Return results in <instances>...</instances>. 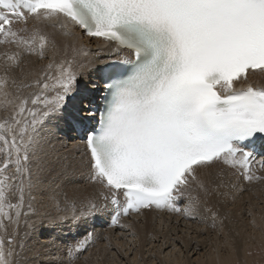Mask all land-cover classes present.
<instances>
[{
    "label": "snow or ice",
    "instance_id": "snow-or-ice-1",
    "mask_svg": "<svg viewBox=\"0 0 264 264\" xmlns=\"http://www.w3.org/2000/svg\"><path fill=\"white\" fill-rule=\"evenodd\" d=\"M45 27L72 38L58 62L61 49ZM75 28L102 38L116 59L97 57L96 67L79 60L87 52L77 47ZM0 45L16 49L0 54V104L5 111L11 106L0 119V229L35 215L33 193L40 194L51 211L28 227L62 233L47 242L62 253L59 264H77L100 238L89 230L96 224L126 229L123 219L145 210L211 219L215 227L211 198L244 190L231 177L264 182L258 174L264 172V85L250 79L264 76V0H0ZM48 51L49 63L28 74L30 83L12 80V95L8 71L22 56L44 59ZM85 69L104 93L100 108H76L77 116L86 115L72 120L86 172L52 144ZM23 89L35 90L25 95ZM81 178L97 185V194L69 198L62 186ZM13 244L12 236L7 247L0 238V264H18Z\"/></svg>",
    "mask_w": 264,
    "mask_h": 264
},
{
    "label": "bare ground",
    "instance_id": "bare-ground-1",
    "mask_svg": "<svg viewBox=\"0 0 264 264\" xmlns=\"http://www.w3.org/2000/svg\"><path fill=\"white\" fill-rule=\"evenodd\" d=\"M15 27L20 28V27H22V25L17 24V25H15ZM28 27L29 28L32 27L31 22H29ZM44 31L47 32L48 35L55 41L57 47H59L61 49V54L57 55L55 58L56 61L58 62L63 57V44H64L65 40H68V42H71L72 38H65L64 36H62L59 28L45 27ZM74 37L76 38L77 47H82L87 52V55H84L83 53H81L78 56V59L83 61L85 64L92 62L93 67H96V66H99V64L97 62V57H99V60H102V61H107L110 57H112V56H109L108 51L105 48V44H104V41L102 40V38H89L79 28L74 29ZM99 49H105V50L98 52ZM51 55H52L51 51L46 52L44 59H40L38 56H35V55H31L30 57L27 58V55H26V58L25 59L23 58L25 60V62H22L24 64L21 68L17 67L18 69H16V70L10 69L8 71L7 75L9 77V81H8L7 90L12 95H15L17 90H16V87L12 84V80L15 79L17 84H19L21 82L30 83L32 80V76L28 75V74L29 73L39 74L44 69V67L49 63V59L51 58ZM2 65L0 66V77L5 75L4 68H2L3 67ZM250 79L253 82L258 81L260 84L264 85V76H262V75L252 76V77H250ZM78 81H79V83H78L77 91L66 102V106L68 105V110H71L72 108H74V110H75L78 107V100L81 97L82 93L84 94V90H86V89L88 90L87 91L88 93H85L84 95H86V96L92 95V92L89 90L93 89L92 88L93 85L95 86L98 84L99 78L97 77V75L94 72H91L90 70L85 69L84 74L78 78ZM90 82H93L92 87L90 85ZM34 90L35 89H23L22 94L26 95L29 92L34 91ZM10 98H11V96L9 97V99ZM3 99H4L3 96L0 95V102H2ZM65 108H67V107H65ZM10 112H11V106H9L8 110L5 111L2 104H0V119H3ZM80 114L82 115V111L80 112ZM63 115L65 117H68V114H66V113ZM63 115L58 117V121L56 122V127L53 128L54 138L52 140V144L59 153H61L62 155L68 156V161H67L68 163H70V164L75 163L78 166H80L84 172H86L87 171V167H86L87 154H86V151L84 150L83 146L79 145L78 140H75L73 133L68 132L66 134L68 137V139H67L68 141L66 139L60 138V136H59V133L66 132L65 129H67L69 127L68 124L71 125L70 120H69V122H66L67 120L65 119V117ZM73 119H79V118H73ZM72 120H71V122H72ZM50 127H51V125H50ZM62 137H63V135H62ZM220 167H222V166H220ZM228 171H230V170H225L226 178H227V172ZM214 172H215V170H214ZM258 174L264 175V172H258ZM234 178L237 182H239V183L235 182L237 185V188L242 187L243 189H246L247 191L249 190L250 192H252V194H255V195H264V182H260V183H262L261 185L254 186V183L248 184L245 181H243L242 179H237L236 177H234ZM234 178L231 177L230 182L235 181ZM61 190L63 192H67L69 198H76L77 200H82L86 197H91V196L96 195L98 192V186L93 185V184L89 183L86 179L81 178L76 185L62 186ZM221 191L223 192L225 190L221 189ZM228 192H229L228 197L213 196L211 198V200L209 201V203L213 207V210L217 212V221L216 222L218 223V226L221 228L219 230L222 231L223 235H224L223 248L225 251H224L223 255L226 256V258H228L229 260H232V259L236 258L237 252H240L242 249L246 250L247 249L246 246H248V245H250V246L254 245V243L253 244L249 243L250 240L258 241L259 244H260V241L263 242V240H264V234H263L264 218H262V217L254 218L255 220H254L253 224L255 226L258 225V227L255 228V233H253L252 235H249L251 233H249V234L244 233V231L241 229V227L237 224V221H238V215H237L238 205H237V202H238L239 191H236L233 189H228ZM33 195L36 196V200L32 201V206L35 209L36 214L35 215H29L27 217L22 216L21 217V223L19 224V226L9 224L7 221H5V224L7 225L6 232L3 229H0V238L7 240V238L9 236L13 237V240H14L13 247L15 248V250L17 252L20 253V255L18 257H14V262L18 261V264H20L21 261H23V264H24L27 260H29V258H30V253H29L30 250L28 249L29 246H32L33 247L32 249H35L34 253L37 254V252H38V256H36V259H35V260L38 259V261H34V263L30 262L32 264L48 262V260H44V257L48 258V253H51V249L48 248V245L43 244L41 246V244H42L41 239L42 238H40L39 242H35L38 238H34V239H31L28 241H23V239L25 240V237H26L25 234L26 233H27V235L32 234L34 232H36L35 235H40L42 232H43V234H46L44 232L45 227L37 226L35 228V230L28 227L29 224H33V223L36 225H39V221L42 218L41 214L48 212V211H51L50 207L48 206V201L46 199L42 198L41 195L37 194V193H33ZM62 198L63 197H61V199ZM10 200L12 203H16L18 200V196H10ZM28 203H29V199L26 195L25 206L23 209L24 211L28 210V207H27ZM184 203H186L185 199H184ZM184 203L182 204L181 207H183ZM144 212H146V213H161L163 215H177L175 213H169V212H157V211H147V210H145ZM200 212H201L202 216H209L210 215V214L204 213L202 208L200 209ZM257 212L256 213L258 215H260L259 209L257 210ZM52 214L55 215L54 212H52ZM136 215H138V214H133L131 216H136ZM146 216H148V215H146ZM126 218H128V217H125L124 219H126ZM155 219H158L159 223L160 222H169V220L162 219V218H155ZM141 220H142L141 222H144V225H146L147 223L151 222L154 219H152V217L151 218L141 217ZM185 220L189 221L190 223H195V226L198 222H201L200 220H192V219H185ZM206 220L211 221V219H206ZM135 221L136 220H133V221L126 223V224L130 225L128 228H126V230H129V232H130V230H136V229L142 227V224L137 223ZM176 221L177 220H175V222ZM182 221H184V220L182 219ZM171 222H173V221H171ZM175 222H173L174 227L170 228L173 232L176 230L174 228H176L175 225L177 222L176 223ZM46 223H47V221L45 219V224ZM202 223H200V224H202ZM185 224H187V223H185ZM101 226L102 227L100 229H98V227H94L93 229L92 228L91 229H92V231L98 232L100 235L99 240L103 241L104 239H103V236H101V235L105 231L115 230V228H108L106 223L101 225ZM49 230L55 237H61V232H56V231L51 230V229H49ZM14 232H15V235H13ZM69 234L72 235V233H69ZM81 234H82V232H81ZM105 234H107V236H108L109 232H107ZM160 238L162 240H164V239L171 240L172 239L167 235H166V237L161 236ZM177 239L182 244L184 250L187 253L185 260H183L184 262H181L182 260H180L177 257H174L173 260H172V258H170V259H168V261H166L163 259V256L161 258L160 254L159 255L156 254L157 258L154 257L155 258L154 261L157 259V261H159L160 264H184L185 261L186 262L188 261V258H189L188 256L190 255V252H192L194 254L196 253L197 247H194V250L192 247H190L192 238H188L187 236H179V238H177ZM118 242H121V241H118ZM136 242H137L136 247L138 248V252H139V250L145 246V243L143 244L139 240H137ZM173 243H174V240L172 239V244ZM21 244L25 245L23 250L20 248ZM93 245H95V243ZM110 245H113V243L110 242ZM162 246L165 247L166 243L158 246V249L160 248V250H161ZM38 247H40V250L38 249ZM218 248H219V245H216V244L213 247L210 246L209 249L205 248L206 250L204 249L205 251L202 254V260L201 261L205 264H212L213 261H215L214 262L215 264H221V258L223 256L219 253ZM151 250H152V248H151ZM59 256H60V258L63 257V255H62V253H60V251H59ZM32 257H33V255H32ZM135 258H137V261L135 264H139L142 260L144 261V259L139 257V255L137 253H135ZM146 261L148 262L147 264H149V261H150V263H152L153 260L148 259ZM91 262H93V261H91ZM194 263H195V261H194ZM77 264H79V263H77ZM132 264H134V263H132Z\"/></svg>",
    "mask_w": 264,
    "mask_h": 264
},
{
    "label": "rangeland",
    "instance_id": "rangeland-1",
    "mask_svg": "<svg viewBox=\"0 0 264 264\" xmlns=\"http://www.w3.org/2000/svg\"><path fill=\"white\" fill-rule=\"evenodd\" d=\"M6 50L15 51L16 49L14 46L0 45V54H2ZM30 56L31 55H27V58ZM23 58L25 59L26 55L22 56L21 58L20 66H19L20 68L24 64L22 62H25ZM2 64L4 65V60H3V57L0 56V66ZM14 68H12V70L18 69L17 67H14ZM90 85L92 87L93 82H90ZM87 91H88L87 89L84 90V94L88 93ZM84 94L82 93L81 97ZM81 100H83V97L81 98ZM79 104L81 103H78L77 108L81 107ZM66 107L67 108H65L63 112V114L65 113L68 114V117H65L63 115L65 119L67 120L66 122H69L70 120V123H71V120L73 118H79V116L81 115L80 113H79V116H77V114L75 116L76 111L74 110V108H72L71 110H68V105ZM68 125L69 127L65 129L66 132H62L63 134L59 133L60 138L66 139V140L68 139L66 134L71 129V125L70 124ZM235 182L237 181L235 180ZM261 184L262 183L257 182V183H254V186H258ZM182 200L184 203V199ZM237 205H238L237 224L241 227L244 233L246 234L251 233L249 235H252L253 233H255V228L258 227V225L255 226L253 224L255 220L254 218L256 217L264 218V195H255V194H252V192H250L249 190L247 191L246 189H244L242 192L239 191ZM258 209L260 211L259 212L260 215L257 214ZM141 217H146V218L152 217V219L154 220L144 225V222H141L142 221ZM155 218L166 219V220H169V222L159 223V220ZM182 219L184 221H182ZM133 220H136L135 222L142 224V227L136 230H130V232L129 230L120 229L119 227L115 228V230L105 231L101 236L104 237L105 235H107L105 233L109 232L108 241H105V240L100 241L98 239L95 242V245H92L86 252L83 253V255L81 256L80 260L77 263L79 264H89V263L90 264H132L134 263L135 264L137 261V258H135V253H137L139 257L144 259V261L142 260L139 264H142V263L147 264L148 262L146 260L148 259L153 260L152 263H150L149 261V264H160V262L157 261V259L154 261L155 259L154 257L157 258V255L159 254L161 258L163 256V259L166 261H168V259L170 258H172L173 260L174 257H177L180 260H182L181 262H184L183 260H185L187 253L177 238H179V236H187L188 238H192L190 247H192L193 250H194V247H197V248H196L195 254L190 252V255L188 256L190 259L188 258V261L187 262L185 261L184 264H205L201 261L202 254L206 249H209L210 246L213 247L215 244L219 245L218 251L223 256V257L221 256L222 257L221 264H264V246H263L264 240L263 242L260 241V244L258 243V241L250 240L249 243H252V244L254 243V245H251V246L248 245L246 246L247 247L246 250L242 249L240 252H237L235 259L229 260L228 258H226V256L223 255L225 251L223 248L224 235H223V232L219 230L221 228L218 226L217 222L215 224V227L210 226L212 224V221L210 220H205L203 223L198 222L195 226V223H190L189 221L185 220V218L182 215H179V214L163 215L161 213H146V212H143V214H138L136 216H130L126 219H123V222L128 223ZM175 220H177L176 221L177 223L175 222ZM171 221L176 223L175 225L176 228H174L176 230L174 232L170 229L174 227V223ZM94 227H98V229H100L102 226L101 225L98 226V224H96ZM92 229H89V230H92ZM54 231L60 232L59 230H54ZM65 231L67 232V226L65 227ZM44 232L46 234H43V232L40 235H35L36 232L32 233L33 235L29 234L25 237V240L23 239V241H28L34 238H38L35 242H39L40 238H42L41 246L43 244L48 245L47 242L55 236L50 232V230L47 227L44 228ZM263 234H264V231H263ZM166 235L174 240L173 244H172V239L162 240L160 238L161 236L166 237ZM61 236H62V233H61ZM137 240L141 241L143 244L145 243V246L141 248L139 252H138V248L136 247ZM109 241L113 243V245L106 247L105 245ZM118 241H121V242H118ZM164 243H166V246L165 247L162 246L161 250L160 248L158 249V246H160L161 244L163 245ZM5 245L7 247V240H5ZM32 248H33L32 246L28 247V249L30 250L29 252L30 258L24 264H32L34 263V261H38V259L35 260L36 256H38V252L37 254L34 253L35 249H32ZM48 248L51 249V253H48V258L44 257V260H48V262H42L38 264H59V261L63 259V257L60 258L59 256V250L55 248L54 246H49V245H48ZM38 249L40 250V247H38ZM32 255L34 258L32 257ZM85 257H87L86 260H85ZM214 262L215 261H213L212 264H215ZM20 264H23V261H21Z\"/></svg>",
    "mask_w": 264,
    "mask_h": 264
}]
</instances>
